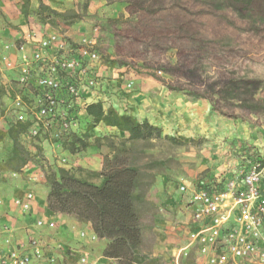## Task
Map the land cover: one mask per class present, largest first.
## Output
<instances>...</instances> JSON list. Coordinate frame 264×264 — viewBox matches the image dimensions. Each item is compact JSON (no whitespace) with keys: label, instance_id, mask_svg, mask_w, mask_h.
Masks as SVG:
<instances>
[{"label":"rangeland","instance_id":"1","mask_svg":"<svg viewBox=\"0 0 264 264\" xmlns=\"http://www.w3.org/2000/svg\"><path fill=\"white\" fill-rule=\"evenodd\" d=\"M43 1L63 14L43 21L35 12L39 0L31 1L28 15L23 13L22 0H6L8 14L0 8L4 55L16 56L20 34L31 27L49 25L72 39L96 37L108 66L107 97L115 99L118 106L127 105L138 120L148 119L161 126L163 136L184 141L176 144L153 139L138 160L146 188L141 196L163 201L149 199L154 205L143 208L141 252L165 264H196L192 252L183 249L190 213L177 191L178 182H209L250 161L264 164V4L245 12L227 0ZM1 68L0 167L12 148L6 131L16 122L9 99L16 74L4 62ZM122 76L134 80L130 92L120 88ZM22 140L33 153L35 146L44 142ZM113 140L120 141L117 136ZM88 141L90 146L76 154L93 158L111 153L110 140L98 146L95 137ZM29 164L40 175L33 176L34 172L25 169L22 173L6 170L7 184L0 188V215L12 211L18 217V222L7 225L8 230L0 235L4 250L31 237L13 197L33 185L42 188L39 178L46 181L45 172L51 164L43 152ZM72 170L99 181L91 168L75 166ZM166 201L171 208L165 207ZM161 212L169 222L159 224L157 231L156 217ZM39 239L48 251L50 244ZM69 254L61 257L56 253L55 261L35 264H75Z\"/></svg>","mask_w":264,"mask_h":264},{"label":"built area","instance_id":"2","mask_svg":"<svg viewBox=\"0 0 264 264\" xmlns=\"http://www.w3.org/2000/svg\"><path fill=\"white\" fill-rule=\"evenodd\" d=\"M16 56L4 55L0 46V74L4 62L16 76L10 94V111L16 122L28 123L26 139L62 142L79 131L86 107L101 101L121 112L107 97V62L96 37L72 39L51 26L27 28L19 37ZM124 78V76H122ZM134 80L124 78L120 88L133 90ZM177 191L186 201L190 219L187 243L196 264H264V164L250 161L240 169L209 182L179 181ZM182 201V200H181ZM3 199L0 197V204ZM35 193L26 190L13 204L30 213ZM54 221L37 219L38 227H55ZM8 230L0 216V234ZM87 237L86 231L80 233ZM56 256L32 235L27 241L0 251V264L53 262ZM83 253L80 264H88Z\"/></svg>","mask_w":264,"mask_h":264},{"label":"trees","instance_id":"3","mask_svg":"<svg viewBox=\"0 0 264 264\" xmlns=\"http://www.w3.org/2000/svg\"><path fill=\"white\" fill-rule=\"evenodd\" d=\"M31 1L22 0L25 15L30 12ZM227 1L245 12L264 4V0ZM35 12L45 22L52 21L54 15L63 14L43 0H39ZM82 122L81 129L72 132L62 143L76 154L90 146L88 139L91 137H95L97 146L105 139L110 140L111 153L103 155L102 169L94 173L101 181L94 182L91 177H84L66 167L54 169L48 165L45 172L49 186L47 207L55 213L75 215L83 222H90L96 235L108 240L104 256L117 260L118 264H165L141 252L144 243L142 211L154 203L140 194L146 188L141 182L142 169L138 160L151 140L164 138L183 144L182 137L163 136L161 126L148 119L138 120L129 111L121 112L114 107L105 109L101 101L88 104ZM100 123L116 127L121 134L96 136L95 129ZM28 126L23 122L8 126L6 135L12 141V148L1 170L22 173L35 157L42 155L41 146H35L37 151L33 153L22 140L26 138ZM114 136L119 137V143L113 140Z\"/></svg>","mask_w":264,"mask_h":264},{"label":"crops","instance_id":"4","mask_svg":"<svg viewBox=\"0 0 264 264\" xmlns=\"http://www.w3.org/2000/svg\"><path fill=\"white\" fill-rule=\"evenodd\" d=\"M6 3V0H0V8L5 12V14H8L5 7ZM104 107L105 109L108 108V106ZM95 134L96 136L107 134H121V131L116 127H109L103 123H100L95 129ZM41 146L43 148V153L45 155V158L47 159V162L51 165L62 166L69 169H72L75 166H82L84 168H91L95 172H99L102 169V155L98 154L99 156H96L95 154L93 158L86 156L82 157L78 154L71 153L62 142L44 141L41 143ZM67 160L69 162H67ZM71 160L74 161L73 164L70 163ZM29 165L30 164L25 167V170H27L29 173L34 172L32 173L33 176L40 175L39 173H36V167ZM7 173L8 171L6 170H0V188L6 187L7 183L5 182L4 176ZM42 178V176H40L39 178V180L42 182V188H40L39 185H33L32 189L30 187V190L35 193V202L32 211L30 213L21 212L24 220L23 223L25 226H27L26 230L29 231L30 236L36 235L37 237L42 238L47 244L49 243L50 248L48 250L51 251L54 255L56 253H59V256L62 257L65 254L67 255L68 253H70V258L75 261V264H80L79 259L83 253L88 254V264H118L117 260L104 256V249L108 243V240L99 238L96 235L90 222H83L79 220L75 215L55 213L47 207V195L49 192V186L44 179L42 180ZM30 181L31 180H27L26 182L30 183ZM100 181L101 178H99L98 182ZM34 188H39L43 192H41L40 194L35 191ZM24 192H22L21 194H15L14 196H20ZM15 197H13V199H15ZM148 198L150 200H154L156 203L159 201L163 202L162 199H157L153 196H150ZM164 205L168 208H171L172 206L169 201H166ZM161 210L166 211L164 208H161ZM4 214V216H0L5 225L13 226L14 223L18 222V217L12 211H8ZM37 219L54 221L56 223L55 227H38L36 225ZM164 221L169 222L165 219L164 214H162L161 212V214L156 217V225L158 224V226L156 227L157 231L160 230L159 224L162 225ZM82 231H86L88 236L81 237L80 233ZM2 250L4 249L2 246H0V251Z\"/></svg>","mask_w":264,"mask_h":264}]
</instances>
